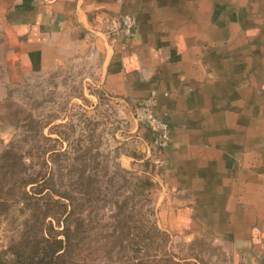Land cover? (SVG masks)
Instances as JSON below:
<instances>
[{
    "label": "crops",
    "instance_id": "crops-1",
    "mask_svg": "<svg viewBox=\"0 0 264 264\" xmlns=\"http://www.w3.org/2000/svg\"><path fill=\"white\" fill-rule=\"evenodd\" d=\"M127 15L131 36L116 33ZM74 52L96 56L105 92L140 117L137 187L159 226L264 264V0H0L6 83ZM149 99L170 129L161 151ZM7 129L0 119V151Z\"/></svg>",
    "mask_w": 264,
    "mask_h": 264
},
{
    "label": "trees",
    "instance_id": "trees-1",
    "mask_svg": "<svg viewBox=\"0 0 264 264\" xmlns=\"http://www.w3.org/2000/svg\"><path fill=\"white\" fill-rule=\"evenodd\" d=\"M26 161L13 146L0 155V228L17 232L0 264H207L170 252L131 172L55 149Z\"/></svg>",
    "mask_w": 264,
    "mask_h": 264
},
{
    "label": "rangeland",
    "instance_id": "rangeland-1",
    "mask_svg": "<svg viewBox=\"0 0 264 264\" xmlns=\"http://www.w3.org/2000/svg\"><path fill=\"white\" fill-rule=\"evenodd\" d=\"M0 83L5 88L0 90V119L8 128L0 155L13 146L29 164L31 156L55 149L69 156L90 157L99 168L110 172L119 167L139 179L140 117L126 102L105 92L101 63L96 56L74 52L52 72L30 74L16 83H6V77L1 76ZM41 136L58 142H49L39 149L37 140ZM150 199L147 208L152 214L144 213L169 235L172 254L179 259L199 256L207 264H234L232 253L215 240L179 237L161 228L159 206ZM16 237L15 227L3 224L0 249Z\"/></svg>",
    "mask_w": 264,
    "mask_h": 264
},
{
    "label": "built area",
    "instance_id": "built-area-1",
    "mask_svg": "<svg viewBox=\"0 0 264 264\" xmlns=\"http://www.w3.org/2000/svg\"><path fill=\"white\" fill-rule=\"evenodd\" d=\"M136 25V20L132 16H125L120 21L119 29L116 33H124L127 36L132 35V30ZM154 100H147L141 107L140 114L142 120L145 122L147 128H149L155 134V140L153 142V148L162 150L165 149L170 142V129L169 125L161 119H158L154 114Z\"/></svg>",
    "mask_w": 264,
    "mask_h": 264
}]
</instances>
